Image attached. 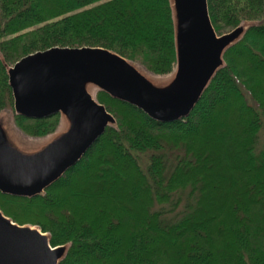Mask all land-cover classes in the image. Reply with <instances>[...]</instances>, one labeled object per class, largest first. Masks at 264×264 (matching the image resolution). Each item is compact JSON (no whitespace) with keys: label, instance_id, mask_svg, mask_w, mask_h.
<instances>
[{"label":"trees","instance_id":"trees-1","mask_svg":"<svg viewBox=\"0 0 264 264\" xmlns=\"http://www.w3.org/2000/svg\"><path fill=\"white\" fill-rule=\"evenodd\" d=\"M207 8L216 33L253 25L224 52L188 117L156 122L97 91L114 126L41 195L0 193L5 217L67 246L59 264H264V147L254 153L264 118V0H207ZM53 47L103 48L169 75L170 1L0 0V113L13 109L7 67ZM59 122V114L13 113L33 137L52 135Z\"/></svg>","mask_w":264,"mask_h":264},{"label":"water","instance_id":"water-1","mask_svg":"<svg viewBox=\"0 0 264 264\" xmlns=\"http://www.w3.org/2000/svg\"><path fill=\"white\" fill-rule=\"evenodd\" d=\"M175 34L172 79L157 85L120 55L103 48L53 47L7 67L13 112L27 119L56 114L65 129L32 153L20 151L0 120V193L33 198L72 169L115 124L90 94V87L140 110L151 120L171 123L189 116L217 70L223 54L251 26L217 35L207 0H169ZM67 246L52 247L39 228L19 226L0 211V264H59Z\"/></svg>","mask_w":264,"mask_h":264},{"label":"rangeland","instance_id":"rangeland-1","mask_svg":"<svg viewBox=\"0 0 264 264\" xmlns=\"http://www.w3.org/2000/svg\"><path fill=\"white\" fill-rule=\"evenodd\" d=\"M245 25H253L252 22H248V23H244ZM233 30V29H232ZM230 29H224L223 31L216 33L217 35H223L226 34L228 32H230ZM136 67H138V69L142 70L143 72H145L147 75H149L152 78V82L157 84V85H165L166 83H168L175 72L174 71L166 76H155L152 74L147 73L142 67L134 64ZM254 66V64L252 63V67ZM149 77V78H150ZM90 94L95 98L96 93H97V89L94 87H90ZM246 98L248 100V103L251 104L253 106V102L249 99L248 95L246 94ZM96 100V99H95ZM13 109H9V110H5L3 112L0 113V120H2L4 123L8 124L7 130H8V135L10 137V139L13 141V143L16 145V147L24 152V153H32L35 152L37 150H39V148L49 142L53 137H55L57 134L61 133L65 127L66 124L64 122V120L60 117V122L59 125L56 129V131L49 136L46 137H33L30 135H26L25 133L21 132L18 128H16V126L13 123ZM261 119V123L262 127L258 133L257 136V140L255 143V147H254V153L257 154L263 147H264V118L262 116H260ZM138 159V162L141 166V169L145 172L146 171V166L148 164V157L146 154H140L139 156H135ZM159 209V207H158ZM182 206H180L176 212L181 211ZM168 254V252H166V250H164L162 252L163 257H165Z\"/></svg>","mask_w":264,"mask_h":264},{"label":"bare ground","instance_id":"bare-ground-1","mask_svg":"<svg viewBox=\"0 0 264 264\" xmlns=\"http://www.w3.org/2000/svg\"><path fill=\"white\" fill-rule=\"evenodd\" d=\"M149 76V75H148ZM150 77V76H149Z\"/></svg>","mask_w":264,"mask_h":264}]
</instances>
